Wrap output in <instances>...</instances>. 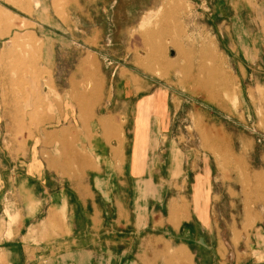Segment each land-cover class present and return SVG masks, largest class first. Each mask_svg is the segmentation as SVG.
<instances>
[{
	"label": "rangeland",
	"instance_id": "374dc122",
	"mask_svg": "<svg viewBox=\"0 0 264 264\" xmlns=\"http://www.w3.org/2000/svg\"><path fill=\"white\" fill-rule=\"evenodd\" d=\"M230 2L0 0V148L7 158L6 151L16 158L27 150L40 158L60 179L50 186L71 198L73 191L83 198L87 189L112 190L103 224L108 264H118L114 246L124 226L116 201L133 190L118 179L138 121L140 152L163 149L150 152L161 169L170 145L179 169L203 156L213 165L206 228L177 236L196 251V264H264V68L261 56L247 61L235 44L236 31L249 35L261 22L249 6L233 20L244 0ZM109 120L114 125L103 126ZM96 172L105 175L93 182ZM106 176L111 181L102 186ZM166 184L169 194L197 188L191 174ZM76 206L82 210L79 198ZM78 215L76 226L84 227ZM152 223L148 232L171 235L160 220ZM198 238L211 246L197 245ZM139 241L147 251L153 244L146 232ZM171 257L158 251L143 264L190 261Z\"/></svg>",
	"mask_w": 264,
	"mask_h": 264
},
{
	"label": "crops",
	"instance_id": "0c3cea01",
	"mask_svg": "<svg viewBox=\"0 0 264 264\" xmlns=\"http://www.w3.org/2000/svg\"><path fill=\"white\" fill-rule=\"evenodd\" d=\"M247 6L254 12L253 21H260L261 26L258 25L257 31L252 29L249 35L236 31L235 44L236 47L239 46L240 53L245 54L247 61L256 63L261 56L264 68L263 3L261 5L259 0H244V6L236 8L233 20H240V15L244 14ZM261 84L264 87V82ZM149 98L151 100L152 97ZM148 107L146 104L145 108ZM102 123L107 127L114 125L110 120ZM139 130L138 121L127 168L118 179L120 187L130 183L133 190L128 188L121 191L122 196L118 195L116 201L117 211L122 213L118 219L124 226L117 234L114 246L117 262L143 264L146 260H153L159 251L172 256L171 258H174L176 252L184 254L189 256V264H196V251L177 236L198 225L202 229L206 228L205 216L212 211V196L210 192L206 194L204 188L213 165L203 156L200 163L189 167L188 161L187 165L181 161L179 169V158L175 153L177 149L170 145L167 148L168 163L161 169L160 159L155 160L150 152L163 149H150L145 145V154L142 156ZM102 148L100 146L101 150ZM29 152L27 150L26 155L13 158V153L6 151V155H10L7 158L0 148V264H108L109 231L103 224L108 221L106 208L112 190H105L104 187L87 189L83 198L73 191L71 198V191L67 194L60 186H50V183L60 179L55 177L56 173H48L51 170L42 160L30 156ZM174 168L175 171H180L176 175L173 174ZM104 173L96 172L92 181L103 178ZM188 174L194 178L196 191L191 186L189 192L179 190L169 194L166 182H171V186H178V182L183 183ZM109 181L111 178L106 176L104 184L101 182L102 186H107ZM78 198L82 203V210L79 212L76 209ZM100 203H104V206ZM123 212L126 214L124 217ZM78 213V216L85 219L84 227L76 226L75 215ZM151 219L152 224L160 220L167 225L172 231L171 235L163 230L161 234L155 230L148 232ZM144 232L153 239L148 251L145 247L141 248L144 244L139 241V235ZM157 241L160 243L157 244ZM195 241L203 247L211 246L204 238Z\"/></svg>",
	"mask_w": 264,
	"mask_h": 264
}]
</instances>
